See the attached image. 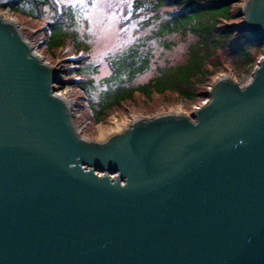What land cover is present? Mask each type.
<instances>
[{"label":"water","instance_id":"1","mask_svg":"<svg viewBox=\"0 0 264 264\" xmlns=\"http://www.w3.org/2000/svg\"><path fill=\"white\" fill-rule=\"evenodd\" d=\"M240 37L264 44V0ZM191 116L75 131L56 71L0 16V264H264V55Z\"/></svg>","mask_w":264,"mask_h":264},{"label":"rangeland","instance_id":"2","mask_svg":"<svg viewBox=\"0 0 264 264\" xmlns=\"http://www.w3.org/2000/svg\"><path fill=\"white\" fill-rule=\"evenodd\" d=\"M133 1L134 0H55V3L60 6H70L74 9V23L63 24L56 26L58 29L56 36L60 41L74 45L67 34H73L77 40V44L83 47L89 53V59L86 61L85 67H88L86 75L91 76L94 80L93 85L88 89L92 102H97L99 94L104 93L107 89L123 86L131 89L142 84L148 83L153 76L158 75L164 68H173L180 64H184L191 54L192 47L196 43V36L190 32L184 34L182 32H174L166 37V42L172 43L170 48L165 44H160L158 39H154L153 35L158 30L161 21L167 20L172 9L160 8L157 14L150 12L142 13L138 19L133 17ZM246 0L234 5V21L226 24H234L239 30L238 39H240L239 25L242 22L240 10L242 4ZM143 11V10H141ZM0 16L5 20H10L17 24V28L21 31L22 36L29 42V45L37 53L41 60L49 62L51 68L67 66V61H51L47 55L45 38L36 36L42 29V24L39 22L28 20L27 18H17L11 11H1ZM155 16V18H152ZM52 11L46 10L43 16L44 21H52ZM149 20V21H148ZM226 24L220 25L224 26ZM16 26V25H15ZM222 28V27H221ZM259 50L256 54L259 59L264 55V44L259 45ZM60 59L65 58V55L60 54ZM255 52V51H253ZM135 55L136 61L139 63L142 58H147V69L141 71L140 74L134 77L127 78V75H119L118 70L130 55ZM216 65H220V71L207 84V87L199 91V95L194 101L178 102L168 104L165 107L161 106L159 97L155 99L156 107L153 110H143L137 108L124 107L116 110L100 124L91 122H83L80 113H75V95L76 91L67 87L62 90L58 84L54 85V92H66L65 99L71 108L73 119H76L75 131L87 141L101 142L111 137L113 134L119 133L125 127L129 126L135 118H151L158 114L165 113H181L186 116H191L193 111L208 100L207 92L211 84L218 77L227 76L232 78L239 84H246L253 70L238 67L232 60V55L229 50L217 49L213 57L209 59ZM255 68V67H254ZM253 68V69H254ZM117 69V70H116ZM58 73V71H57ZM143 105L144 103L141 102ZM141 107V106H140ZM116 117L121 124V130H115L110 127V120ZM123 123V124H122ZM123 126V128H122Z\"/></svg>","mask_w":264,"mask_h":264},{"label":"trees","instance_id":"3","mask_svg":"<svg viewBox=\"0 0 264 264\" xmlns=\"http://www.w3.org/2000/svg\"><path fill=\"white\" fill-rule=\"evenodd\" d=\"M53 1L0 0L1 11L9 10L13 14L32 16L39 20L43 19L47 9L52 11L53 22L47 24L45 22L47 29L42 28L36 35L45 38V49L51 61H54L55 50L63 47V41L58 38L63 35H55L58 30L56 26L71 24L75 20L74 9L70 6L63 8L62 18L55 19L56 5ZM242 1L244 0H134L132 12L136 19L142 13L157 14L161 7L175 11L167 20L161 21L158 30L153 35L154 39L160 41V44L163 43L167 48H170L173 44H168L166 37L174 32L185 34L187 31L196 36V43L185 63L173 68H164L148 83L141 86L128 89L120 85L107 89L104 93L99 94L97 102L94 103L88 91L94 80L91 76L86 75L89 69L85 67L89 53L83 47L78 46L73 34L66 32V37H70L74 42L73 48L76 51L80 49L85 51L84 60L78 64L76 71L69 70L66 65L57 67V84L61 89L69 86L76 91L75 113L81 114L83 122L87 121L93 124H100L116 110L124 107L153 110L156 107L154 101L158 97L161 99V106L164 107L168 104L194 101L197 99L199 91L207 87L211 79L220 71V65L209 61L217 49L229 50L233 62L238 67L253 70L258 63L259 58L256 51H260L259 45L244 44L238 39L239 30L236 29V26L226 24L235 20L233 7ZM223 24L226 25L220 26ZM135 57L134 54L130 55V58L124 60L122 66L120 61L119 75H127V78H131L147 69V58H142L138 63ZM76 75L79 76L80 82L72 81V76ZM141 102L144 104L142 105ZM73 122L76 123L77 120L73 119Z\"/></svg>","mask_w":264,"mask_h":264},{"label":"bare ground","instance_id":"4","mask_svg":"<svg viewBox=\"0 0 264 264\" xmlns=\"http://www.w3.org/2000/svg\"><path fill=\"white\" fill-rule=\"evenodd\" d=\"M16 25V27H17V24H15ZM37 54V53H36ZM38 56V55H37ZM39 57V56H38ZM225 77H227V76H223V74H222V76H220L219 78H225ZM54 94H56L58 97H60V98H62L63 99V97H64V94L63 93H59V92H57L56 93V91H55V93ZM136 119V118H135ZM110 123H111V125H110V127L113 129H115V130H121V124L118 122V120L116 119V117H113L111 120H110ZM123 124V123H122ZM122 128H123V126H122Z\"/></svg>","mask_w":264,"mask_h":264},{"label":"built area","instance_id":"5","mask_svg":"<svg viewBox=\"0 0 264 264\" xmlns=\"http://www.w3.org/2000/svg\"><path fill=\"white\" fill-rule=\"evenodd\" d=\"M239 84V83H238ZM240 85H244V84H240Z\"/></svg>","mask_w":264,"mask_h":264}]
</instances>
